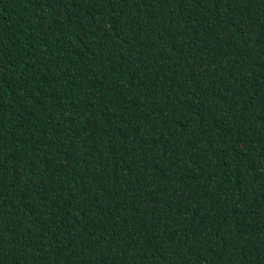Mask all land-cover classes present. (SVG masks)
<instances>
[{"label": "trees", "instance_id": "obj_1", "mask_svg": "<svg viewBox=\"0 0 264 264\" xmlns=\"http://www.w3.org/2000/svg\"><path fill=\"white\" fill-rule=\"evenodd\" d=\"M0 264H264V0H0Z\"/></svg>", "mask_w": 264, "mask_h": 264}]
</instances>
